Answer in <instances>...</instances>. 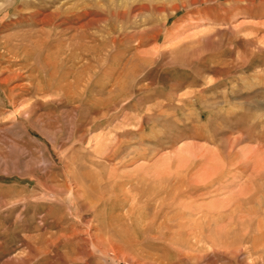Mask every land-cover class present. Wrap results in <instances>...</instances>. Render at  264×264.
Segmentation results:
<instances>
[{"label":"rangeland","instance_id":"1","mask_svg":"<svg viewBox=\"0 0 264 264\" xmlns=\"http://www.w3.org/2000/svg\"><path fill=\"white\" fill-rule=\"evenodd\" d=\"M0 264H264V0H0Z\"/></svg>","mask_w":264,"mask_h":264}]
</instances>
